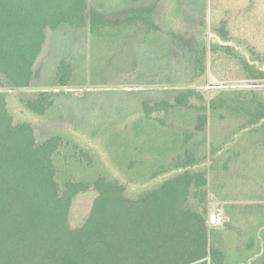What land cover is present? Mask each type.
I'll return each instance as SVG.
<instances>
[{"label": "rangeland", "instance_id": "1", "mask_svg": "<svg viewBox=\"0 0 264 264\" xmlns=\"http://www.w3.org/2000/svg\"><path fill=\"white\" fill-rule=\"evenodd\" d=\"M87 1L113 25L51 33L32 91L6 93L16 121L31 123L40 142L70 136L91 153L92 176L118 180L130 198L199 174L210 224L229 239L248 234L264 216V119L256 122L264 80L217 33L233 37L234 48L264 70V0ZM62 60L73 65L67 88L54 86ZM46 91L55 96L48 116L23 108ZM162 102L165 110L149 116L145 106ZM200 115L208 119L202 130ZM96 196H77L72 228L86 223Z\"/></svg>", "mask_w": 264, "mask_h": 264}, {"label": "trees", "instance_id": "2", "mask_svg": "<svg viewBox=\"0 0 264 264\" xmlns=\"http://www.w3.org/2000/svg\"><path fill=\"white\" fill-rule=\"evenodd\" d=\"M87 23L93 31L113 25L87 0H0V264H264V216L248 234L227 238L208 220L203 176L185 172L130 198L118 180L92 176L91 153L70 136L58 133L40 142L31 123L16 121L6 93L32 91L51 33ZM217 34L254 79L264 80V70L234 48L233 37ZM72 78V63L62 60L54 86L67 88ZM23 102L39 118L55 108L49 91ZM166 105L145 107L151 116ZM261 107L256 122L264 119ZM207 121L200 115L198 129ZM91 190L97 193L91 215L74 229L71 208Z\"/></svg>", "mask_w": 264, "mask_h": 264}, {"label": "water", "instance_id": "3", "mask_svg": "<svg viewBox=\"0 0 264 264\" xmlns=\"http://www.w3.org/2000/svg\"><path fill=\"white\" fill-rule=\"evenodd\" d=\"M212 219L214 220V217H212Z\"/></svg>", "mask_w": 264, "mask_h": 264}]
</instances>
